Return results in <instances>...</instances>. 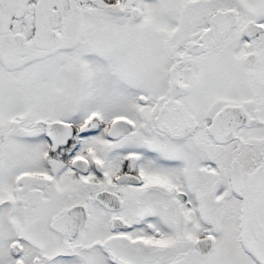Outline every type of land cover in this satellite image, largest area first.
<instances>
[{
    "label": "snow or ice",
    "instance_id": "6c2138e0",
    "mask_svg": "<svg viewBox=\"0 0 264 264\" xmlns=\"http://www.w3.org/2000/svg\"><path fill=\"white\" fill-rule=\"evenodd\" d=\"M0 264H264V0H0Z\"/></svg>",
    "mask_w": 264,
    "mask_h": 264
}]
</instances>
